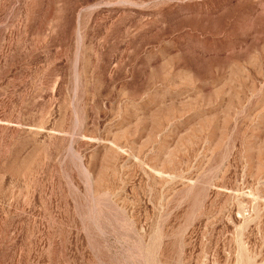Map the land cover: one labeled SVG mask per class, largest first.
<instances>
[{"label":"rangeland","instance_id":"374dc122","mask_svg":"<svg viewBox=\"0 0 264 264\" xmlns=\"http://www.w3.org/2000/svg\"><path fill=\"white\" fill-rule=\"evenodd\" d=\"M0 264H264V0H0Z\"/></svg>","mask_w":264,"mask_h":264}]
</instances>
